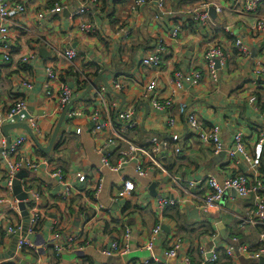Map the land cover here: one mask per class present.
Here are the masks:
<instances>
[{"label":"crops","instance_id":"1","mask_svg":"<svg viewBox=\"0 0 264 264\" xmlns=\"http://www.w3.org/2000/svg\"><path fill=\"white\" fill-rule=\"evenodd\" d=\"M5 1L23 5L26 14L20 21L21 28L11 23L5 25L9 30L11 61L8 66H3L0 112L7 111L15 99L23 100L30 115L36 119L39 134L34 135L42 147L49 145L63 112L58 109L57 102L46 98L43 92L45 69L50 64L60 73L63 85L74 92L72 99L80 97L100 76L110 88L118 82L122 87L117 93L120 98L111 94L113 97L106 99L109 113L134 109L137 128L124 135L129 143L146 150L152 137L176 138L177 141L161 151L158 167L150 171L147 177L150 182L146 187L139 181L144 179L135 176V162L116 173L101 169L102 152L111 132L114 133L113 127L120 131V124L113 123V127L106 126L101 133H92L95 128L92 115L98 110L95 90L105 87L101 82L82 101L72 105L70 110L80 112L82 116L72 120L65 116L49 154H42L24 131H10L11 144L20 137L29 140L16 155L0 152V201H4L0 204V264H143L147 260L151 264H182L184 258L191 264H209L205 259L214 244L221 251L218 264H260L259 260L251 261L246 255L227 257L225 254L227 249L237 245H254L262 234L255 226L240 222L252 216L253 198H240L234 191H227L221 197L218 213L205 217L197 209L194 197L207 194L205 180L209 176L219 182L238 174L264 179L261 169L264 145L258 144L259 138L264 137V112L259 109L264 105V31L253 30L264 20V0L253 12L245 11L246 0H164L161 10L157 8L158 0H145V6L136 12L130 8L135 0H97L95 6L90 0ZM205 4L208 12L214 10L213 16L209 14L207 28L188 14ZM55 6L62 8L61 13L47 15L38 21L39 13ZM83 6H88V10L80 16L74 15ZM84 24L95 32L91 35L80 32V26ZM174 30H177L176 37H172ZM126 31L128 36L123 33ZM236 39L246 48V55L241 56L236 50ZM209 42L222 49L226 58L225 65L218 71L217 82L204 77L196 87L185 86L183 90L175 91L172 85L174 73H206L204 51ZM158 45L165 49L161 67H142V59ZM67 49L77 53L71 66L56 59V55ZM23 58L30 60L28 65L21 63ZM257 64L262 70L260 76L256 75ZM95 72L97 76L89 83L86 81V88L78 92L82 75ZM24 81L31 83L32 88H20ZM54 89L59 93L57 84ZM257 93L261 101L255 96ZM171 95L174 97L169 113L152 108L151 99L164 101ZM253 98L255 101H251ZM189 114H195L205 127L218 126L220 140L226 149L232 148L234 135L241 133L251 162L246 163L238 157L239 163L235 165L227 155L224 158L214 155L212 148L202 145L187 128ZM169 117L175 119L173 128L168 125ZM107 118L109 115L102 112L98 119L106 123ZM2 129L0 141L6 142ZM73 137L77 143L69 142ZM115 143L116 146L108 148L112 153L111 164L117 162L118 149L126 146L117 139ZM140 158L147 166L148 160L144 156ZM16 162L22 168L13 181L20 172L26 173L20 180L22 192L30 197L23 203L26 211L29 217L35 211L41 215L39 224L31 232L29 227L24 238L20 235L24 219L18 208L19 201L13 194V181L12 190L7 187L9 164ZM27 163H32L35 168L27 169ZM56 172H60L74 189L70 199L62 198L63 187L53 176ZM78 175H84L87 182L78 183ZM99 179L103 180V190L96 203L91 188ZM124 180H132L135 190L128 200L120 201L117 193ZM187 182L198 186L188 191ZM152 184L156 185L155 197L149 193ZM163 198L179 203L174 206L176 212L164 216L172 208L168 207L160 220L157 202ZM98 205L103 209L98 210ZM126 205L129 206L127 210ZM193 211L197 212L191 215ZM159 222L163 235L153 250L147 252L144 246ZM124 224L131 230L128 253L106 256L105 251L114 240L122 237ZM54 225L55 230H52ZM8 228L16 229L17 233L8 234ZM207 229L213 232L205 233ZM213 234H217V241H212ZM17 235L32 247L23 252L17 250L9 258ZM173 235L180 241V249L177 257L167 259L163 240H169ZM68 237H75L76 245L68 252L56 254L55 245Z\"/></svg>","mask_w":264,"mask_h":264},{"label":"built area","instance_id":"2","mask_svg":"<svg viewBox=\"0 0 264 264\" xmlns=\"http://www.w3.org/2000/svg\"><path fill=\"white\" fill-rule=\"evenodd\" d=\"M261 0H246L245 3V11L253 12L258 6V3ZM97 0H90L92 6L97 4ZM145 6V0H135L134 5L132 6V11H137L141 7ZM164 7V0H158V10H161ZM86 10H88V6H83L78 9L74 15L80 16ZM62 8L60 6H55L50 9L44 10L42 13L37 15L38 21H42L47 15H54L61 13ZM217 12H220L217 9ZM26 10L23 5L20 4H10L5 0H0V22L2 26H0V48L3 52L0 56V81L3 77V66H8L11 61V50L9 47V39H8V28L5 26L8 23H11L16 28H21L20 21L25 16ZM189 15L193 17V19L198 22L202 27H208L210 24V15L208 12V5H203L201 9L192 10L188 12ZM228 33L230 30L225 28ZM255 32H263L264 31V20L258 22L253 28ZM80 32L91 35L95 32V30L87 25L80 26ZM125 36H128V31L123 32ZM177 30L172 32V37H176ZM235 48L238 53L242 55H246V48L242 45L241 41L236 39ZM165 49L162 45H158L152 53L145 56L141 61V66L144 68L151 69H159L161 67L162 55L164 54ZM60 58L67 65H73L77 59V53L72 49L65 50L62 54L56 55V59ZM28 59L23 58L21 63L23 65L29 64ZM204 62L206 73H202L199 71H195L192 73H175L172 78V85L175 88V91H181L188 87H196L198 86L204 79V77L210 78L213 83H216L218 80V71L221 69L225 63L226 58L225 55L219 47H217L214 43H207L205 51H204ZM258 65V64H257ZM259 69L256 72V75L260 76L262 74V70H260V65H258ZM45 81L43 83V92L46 98L50 100H55L58 105V109L63 111L65 107L70 103L74 96V92L67 88L61 82L60 73L55 70L53 65H49L45 69ZM80 81H88L86 76L82 75ZM57 84L59 89V93H56L54 89V85ZM22 89H31L32 84L29 82H22L20 84V88ZM112 90L115 93H119L122 90V87L118 82L113 84ZM173 92V94L175 93ZM95 97L98 104V110L94 112L92 115V120L95 123V128L92 131L93 134H98L105 131L106 126L113 127V121L111 119V113L108 110V102L106 99L107 90L105 87H101L100 89L95 90ZM173 95L170 98L159 101L157 99H151L152 108L156 111L169 113L172 106ZM251 101H255L253 98ZM116 108V107H115ZM108 110V111H107ZM102 112L109 115L107 118V122H100V115ZM82 116L80 112L69 110L66 114L68 120H72ZM99 118V119H98ZM117 121L120 124V131L118 132L115 127L114 133L111 132L110 139L107 141L105 146V151L102 152V158L100 161V168H106L112 172H118L124 167L128 166L132 162H135V176L137 179H145L148 177L150 171L153 168L158 167V157L162 153L163 149L168 148L170 143L176 142V138L170 139H158L157 137H152L149 140L150 147L146 150L141 149V147H137L126 141L124 139V135L128 132L134 131L137 126V121L135 119L134 109H127L123 112H118ZM187 128L189 131L198 139V141L202 145H208L212 148L213 154L218 156L222 153L228 156V158L237 165L239 163L238 157H242L246 163L251 162V157L246 153L244 141L241 133H236L233 137V145L231 149H226L220 140V128L218 126H209L205 127L202 122L198 120L195 114H189L186 117ZM7 124H26L35 134H39V129L37 128L36 119L30 115L26 103L23 100L15 99L7 111L1 113L0 112V130ZM169 127L173 128L175 126V119L172 117L168 118ZM80 133V131H77ZM115 139L119 141V143H124L126 146L120 147L117 152V162L115 164L110 163V159L112 153L108 151L110 146H116ZM29 139L27 137H20L14 143L10 145L9 150L7 151L10 155H16L19 149L24 145ZM258 144L260 146L264 145V137L259 138ZM5 141H0V147L5 148ZM180 149H176L175 153H179ZM140 156H144L148 160V165L144 166L142 159ZM27 169H34L35 166L32 163H27ZM22 168V165L19 163H10L8 167L7 174V187L8 190H12V181L15 174L18 170ZM58 178L59 184L63 187L62 198L67 200L71 198V195L74 191L72 186L67 183L66 179L62 177L60 172H56L53 175ZM77 182L80 184H85L87 179L84 175L77 176ZM176 185L181 188L180 183H177V180H174ZM205 184L207 185L208 191L202 197H194L196 202L197 209L201 212L205 217L214 216L219 211V202L221 200L222 195L227 191H234L236 195L240 198H253L254 200V211L251 217L241 219V224H251L255 227L264 228V179L260 177L250 178L244 174H238L231 176V178L225 179L222 182L216 180V178L209 176L205 180ZM197 184L193 182H187L186 188L187 190H194L197 188ZM92 190V198L94 202L98 203L99 196L103 190V180L99 179L95 182ZM135 185L132 180H124L121 189L117 193V199L120 201L128 200L132 193H134ZM183 190V189H182ZM189 194V193H188ZM192 196L191 194H189ZM4 201H0V204H3ZM179 203V201H175L170 198L159 199L158 211L161 213L159 219L162 220V214L168 207H174ZM97 205V204H96ZM103 207L98 205V210H102ZM41 215L39 212L35 211L29 217V231L31 232L40 222ZM123 235L119 240H114L109 250L105 251L106 256H124L128 253L130 249V239H131V230L127 225H123ZM52 230H55V225L52 227ZM8 234L14 235L17 233V230L14 228H8ZM162 234V226L159 222L151 231L150 238L146 245L144 246V250L147 252H151L154 248V245L157 240L161 237ZM212 241H217V234L212 235ZM166 239V238H165ZM163 248L165 249L164 255L167 259L175 258L178 255V251L180 249V241L176 239V236L169 237V240H163ZM237 244V241L234 240ZM77 240L75 237H68L63 243L57 244L54 247V251L56 254H61L64 252H68L74 245H76ZM32 246L25 241V239H19L17 243L18 252H23L25 248H31ZM227 257H234L235 255H246L251 261H258L261 258H264V233H262L258 239V241L252 246L246 245H237L235 248H229L225 251ZM221 257V251L215 247V244L212 246L211 250L208 252L207 258L205 259V263L215 264L219 258ZM143 264H150V261H144ZM166 264V263H163ZM182 264H191L188 259H183Z\"/></svg>","mask_w":264,"mask_h":264},{"label":"water","instance_id":"3","mask_svg":"<svg viewBox=\"0 0 264 264\" xmlns=\"http://www.w3.org/2000/svg\"><path fill=\"white\" fill-rule=\"evenodd\" d=\"M213 13H214V10L213 9H210L209 10V14L211 16H213ZM101 82L102 84H104L105 88L107 89V91L110 93V94H113L114 96H117L120 98V96L117 94H115L112 89L109 87L108 83L106 81H104V79L100 76L98 77L97 79H95L94 81H92V83L87 87V89L83 92V94L76 98V99H72L70 101V103L65 107V109L63 110L59 120L57 121V124L54 128V131L52 133V137H51V140H50V143L47 147H42V145L40 144V142L38 141V139L35 137L34 133L32 132V130L26 125V124H8V125H5L2 129V134L3 136L5 137L6 139V148L5 149H0V152H7L10 148V144H11V139H10V136H9V132L12 131V130H16V129H20L22 131H24L25 133L28 134V136L30 137V139L32 140L33 144L36 146V148L42 153V154H49L54 143H55V140L60 132V128L63 124V121H64V118L67 114V112L71 109L72 105L74 103H78L80 101H82L90 92H92L93 90H95V87L96 85ZM122 106H123V103H122ZM218 156H221L222 158L225 157V153H222ZM23 175H26L25 172H20L14 179L13 181V194L14 196L16 197L17 201H19V205H18V208H19V211L21 212V216L22 218L24 219V225H23V230H22V233L20 234L22 238L26 237V233L28 231V228H29V215H28V212L26 211V208H25V205L23 204L24 202L28 201L30 199L29 197V194L28 193H23L22 191V188L20 186V180L22 178ZM155 184H152L149 188V193L152 197H155ZM197 211H193V213H191V215L193 214H196ZM20 235H17L16 238H15V241L13 242V248H12V253L11 255L9 256V258H11L13 255L14 252L17 251V243L20 239ZM259 263L260 264H264V259L261 258L259 260Z\"/></svg>","mask_w":264,"mask_h":264},{"label":"trees","instance_id":"4","mask_svg":"<svg viewBox=\"0 0 264 264\" xmlns=\"http://www.w3.org/2000/svg\"><path fill=\"white\" fill-rule=\"evenodd\" d=\"M97 72H95L94 74H89L87 77L90 79V80H92V79H94L96 76H97ZM86 88V82L85 81H83V82H81L80 81V83H79V87H78V92H82L84 89ZM113 97V95H111L110 93H107L106 94V97ZM256 97H257V99H259V101H261V99L259 98V94L257 93L256 95H255ZM262 112H264V105L263 106H260V108H259ZM117 115H118V112L117 113H115V112H113V113H111V119H112V121H113V123H114V125L115 124H117L118 123V121H117ZM137 128V127H136ZM136 128L134 129V131L136 130ZM134 131H132V132H134ZM150 147V145H148V148ZM147 148V149H148ZM261 169H262V171L264 172V165L261 163ZM126 208H125V210H127L128 208H129V206L128 205H126L125 206ZM167 210V209H166ZM176 210H177V208L176 207H172V208H170V209H168L166 212H165V214H164V216H167V214L169 213V212H176ZM177 221L179 220V218L178 217H176L175 218ZM256 229H258V231H259V233H264V228H262V227H256ZM213 232L211 229L209 230V229H207L206 230V232L205 233H208V232ZM226 257V256H225ZM220 259V258H219ZM219 263V260L215 263V264H218ZM151 264V263H150Z\"/></svg>","mask_w":264,"mask_h":264},{"label":"rangeland","instance_id":"5","mask_svg":"<svg viewBox=\"0 0 264 264\" xmlns=\"http://www.w3.org/2000/svg\"><path fill=\"white\" fill-rule=\"evenodd\" d=\"M135 2V1H134ZM134 2H133V4L131 5V7L130 8H132V6L134 5ZM145 4H146V2H145ZM143 7H141L140 9H142ZM140 9H138L137 11H139ZM217 10V9H216ZM132 11V10H131ZM132 12H136V11H132ZM209 43H213V42H209ZM217 46V45H216ZM218 47V46H217ZM176 73H178V72H176ZM175 74V73H174ZM86 78L88 79V83H89V81H92V80H90L87 76H86ZM106 89V88H105ZM112 89V88H111ZM107 90V89H106ZM113 91V90H112ZM114 92V91H113ZM107 93H109L108 91H107ZM115 93V92H114ZM115 94H117V93H115ZM73 141H75L76 143H77V140L75 139V137H73L69 142H73ZM6 143V142H5ZM11 145V144H10ZM6 147V146H5ZM3 149H5V148H3ZM139 181H141V183H144V187H146L147 185H148V183L150 182V180H149V178H147V179H144V180H139Z\"/></svg>","mask_w":264,"mask_h":264}]
</instances>
